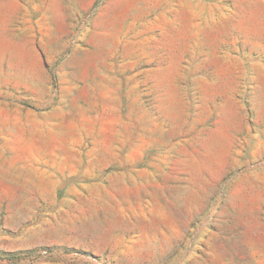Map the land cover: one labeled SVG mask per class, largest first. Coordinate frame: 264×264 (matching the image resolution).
<instances>
[{
	"label": "rangeland",
	"instance_id": "rangeland-1",
	"mask_svg": "<svg viewBox=\"0 0 264 264\" xmlns=\"http://www.w3.org/2000/svg\"><path fill=\"white\" fill-rule=\"evenodd\" d=\"M0 264H264V0H0Z\"/></svg>",
	"mask_w": 264,
	"mask_h": 264
}]
</instances>
